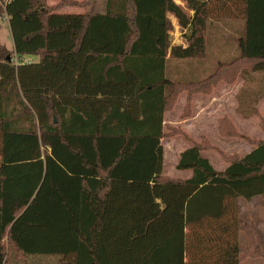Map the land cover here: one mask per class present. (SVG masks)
Masks as SVG:
<instances>
[{
  "label": "trees",
  "instance_id": "16d2710c",
  "mask_svg": "<svg viewBox=\"0 0 264 264\" xmlns=\"http://www.w3.org/2000/svg\"><path fill=\"white\" fill-rule=\"evenodd\" d=\"M180 1L193 14L177 0H106L104 12L85 13L50 10L45 0H0L15 54L40 57L16 64L0 39V264H28L32 256L174 263L172 246L182 242L190 252L188 227L197 243L214 248L218 264L264 259L240 244L238 216L241 198L264 194V142L230 156L223 170L202 155L206 138L194 142L177 164L192 170L187 179L164 174L161 142L189 139L180 128L165 130L180 93L188 92L190 111L193 94L264 71V0ZM170 15L188 30L186 46L171 44ZM222 19L243 22L239 55L206 79L170 80L167 59L205 58L208 27ZM219 130L238 136L228 117Z\"/></svg>",
  "mask_w": 264,
  "mask_h": 264
},
{
  "label": "rangeland",
  "instance_id": "374dc122",
  "mask_svg": "<svg viewBox=\"0 0 264 264\" xmlns=\"http://www.w3.org/2000/svg\"><path fill=\"white\" fill-rule=\"evenodd\" d=\"M71 0H45V5L50 10H56L58 12L69 13L73 11L81 10L76 9L75 6L70 5ZM76 1V0H74ZM87 6L83 7L86 11L103 12L106 9V0H86ZM177 3L182 5L186 12L191 13L187 8L185 2L177 0ZM82 8V7H81ZM193 13V11H192ZM6 13L0 17L1 39L9 48H14V40L9 23L6 22ZM173 18V17H172ZM178 21V20H177ZM176 19L173 18V29L170 32V39L173 45H186V33L187 29H183ZM176 22V23H175ZM243 22L231 19H222L213 21L208 27V49L207 55L203 59H170L168 66V73L172 79L176 80H189V79H201L212 73L215 68L221 62H227L234 57L238 56L239 39L237 38L243 32ZM214 33V34H213ZM14 52V51H13ZM14 63L31 62L36 60L32 56L19 57L13 53ZM187 62L194 64L196 67L189 68L185 65ZM254 72V71H253ZM252 72V73H253ZM255 73V72H254ZM257 73H261L257 72ZM263 74V73H262ZM169 77V75H168ZM202 96V95H201ZM186 93H182L175 105V108L171 111L172 115H168V120L171 122H178L181 119V114L187 112L186 110ZM226 102V101H225ZM223 102L222 108H228L230 103ZM192 108V107H191ZM175 115V116H174ZM190 121V122H189ZM189 123L181 124L192 141L185 139L184 136L178 135L172 138H165L162 141L164 146V174L171 178L185 179L192 176V170H180L177 168L180 154L186 149L184 144L192 145L193 141H200L201 137L208 140V144H204L202 149V155L208 158L213 166L217 170L225 169L230 163V156L233 154H242V150H236V142L233 137H223L219 134V129L216 125V118L213 116L207 119L195 118L191 116ZM202 122H205L202 123ZM202 138V140H203ZM239 212L238 216L243 223V229L239 231V242L251 252L261 251L264 252V196L257 197L254 201H250L244 198L239 200ZM210 229L204 228L200 230V233H205V236L209 234ZM253 233L254 242L249 234ZM203 235H201L202 237ZM197 237L194 236L193 228L188 227L185 235V243L189 245L188 255L182 251V242H179L176 246H172L171 252L175 251V262L170 261L163 262V264H218L221 263L218 260L214 248L208 250L203 245V241L197 243ZM206 242V241H205ZM184 244V240H183ZM215 246V242L212 243ZM257 248V249H256ZM28 264H60L59 257H38L32 256ZM164 259V258H163ZM240 264H264L262 257H245Z\"/></svg>",
  "mask_w": 264,
  "mask_h": 264
},
{
  "label": "crops",
  "instance_id": "0c3cea01",
  "mask_svg": "<svg viewBox=\"0 0 264 264\" xmlns=\"http://www.w3.org/2000/svg\"><path fill=\"white\" fill-rule=\"evenodd\" d=\"M78 2H82V1H86V0H76ZM87 3L85 4V6H87ZM74 7V6H73ZM76 9H81L78 11H73L70 13H85L86 10L85 8H81V7H77L75 6ZM104 12V11H103ZM191 14L192 11H190ZM176 19L177 18L173 15H170L171 20L173 21V18ZM7 21L9 23V17L6 16ZM174 23V22H173ZM176 23V22H175ZM178 23V21H177ZM10 26V23H9ZM2 30V29H1ZM237 38L239 39L240 36L238 35ZM0 39H1V33H0ZM2 44H4L7 49L14 51V48H9L5 43H3L2 39H1ZM172 44V42H171ZM173 45V44H172ZM186 46V45H184ZM26 56H32L34 58H36V60H33L31 62H38L40 60V57L38 55H25ZM24 57V56H23ZM237 57V56H236ZM235 58V57H234ZM169 58L167 59V65H166V76L168 77L169 75V79L172 81H187V82H195V81H199V80H203L206 79L207 77H209L222 63H227V62H221L217 68H215V70L210 73L209 75H207L204 78L195 80V79H185V80H176V79H172L170 74L168 73L169 69ZM30 63V62H28ZM185 65H188L187 67H189L190 69L195 66L194 64H190V62H187ZM194 69V68H193ZM253 71L249 70V71H243L241 72V74L238 76L237 80L234 83H227L225 81H222L220 83H218L216 86L213 87V90L210 94H206V93H195L192 95L191 97V105L192 108L190 111L187 112H183L181 114V119L178 120V122H174L173 121H169L168 115H172L173 113H171V111L175 108H173L171 111H167L165 113V127H166V132L170 131L169 127H173V128H180L182 129L188 136L189 134L187 133V131L181 127V124L184 123H189L191 116H194L195 118H201V119H207L210 117H214L216 118V125L219 129V125H220V119L224 118V117H228L236 131L238 132V136L233 137L236 142V150L241 149L242 150V154L239 155H246L248 153H250L252 150H254L256 148V144L254 142L256 141H261L264 142V71H261V73H257L260 71ZM263 73V74H262ZM182 93H186L187 97H186V103H188V98H189V94L187 91H184ZM180 93L179 96L182 94ZM202 95V96H201ZM178 96V99H179ZM177 99V101H178ZM228 102L230 103V106L228 108L223 106V102ZM176 101V103H177ZM225 102V103H226ZM176 105V104H175ZM175 116V115H174ZM189 121V122H188ZM205 124V122H202ZM219 134L220 130H219ZM178 136V135H176ZM184 136L185 139L187 141L190 140V142L192 141L191 137L189 136V139L186 138L185 135H181ZM222 136V135H221ZM175 136H167L164 137L165 138H172ZM204 137V135H203ZM200 141H193L194 142H198L200 143L202 141V138ZM225 137V136H223ZM161 140L164 141V140ZM192 143V145H193ZM186 149L191 147L192 145L189 144H184ZM184 151V150H183ZM190 178V177H189ZM187 179V178H185ZM263 197V195L260 196H256L254 198H252L250 201H254V199H256L257 197Z\"/></svg>",
  "mask_w": 264,
  "mask_h": 264
},
{
  "label": "water",
  "instance_id": "95a60500",
  "mask_svg": "<svg viewBox=\"0 0 264 264\" xmlns=\"http://www.w3.org/2000/svg\"><path fill=\"white\" fill-rule=\"evenodd\" d=\"M56 121V120H55Z\"/></svg>",
  "mask_w": 264,
  "mask_h": 264
}]
</instances>
